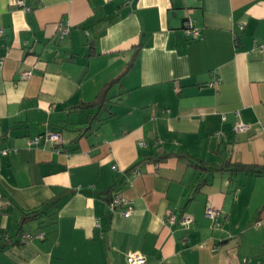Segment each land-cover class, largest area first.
I'll list each match as a JSON object with an SVG mask.
<instances>
[{"label": "crops", "instance_id": "crops-1", "mask_svg": "<svg viewBox=\"0 0 264 264\" xmlns=\"http://www.w3.org/2000/svg\"><path fill=\"white\" fill-rule=\"evenodd\" d=\"M23 2L0 0V264H264V171L234 167L264 166V0Z\"/></svg>", "mask_w": 264, "mask_h": 264}, {"label": "built area", "instance_id": "built-area-1", "mask_svg": "<svg viewBox=\"0 0 264 264\" xmlns=\"http://www.w3.org/2000/svg\"><path fill=\"white\" fill-rule=\"evenodd\" d=\"M16 4L22 7L24 10H30V7L25 5L23 0H16ZM57 30H58V35L60 38H63L65 35L69 33V24L65 21H59L57 24ZM184 32L187 35H192V36H197L198 35V28H196L193 25V21L191 18H187L184 23ZM3 33V29L0 28V35ZM256 46L259 48V50L264 53V42L256 44ZM3 63V56L0 55V67L2 66ZM29 75V72H24L22 74V77H27ZM220 79L217 78L214 81H211L208 83L209 86H213L216 82H219ZM238 114V112H236ZM249 128V126L241 121H238L235 123L233 126V129L235 131H246ZM44 138V140L52 141L54 143H60L62 141V136L60 132H55V131H49L47 130L43 136L39 135L34 137L33 139L29 140L30 144H37L40 142L41 138ZM116 166H113V169H115ZM124 205L126 208L122 211L123 216L127 217L131 214V207L129 205V201L127 198L123 197L120 193H117L113 196L111 201L109 202V208L111 211H114L118 206ZM218 214V210L212 207H207L206 208V215L210 217L211 219H214L215 216ZM169 218L171 222L176 221V216L174 214H170ZM179 223L182 225H188L192 221V217L188 214H182V216L178 219ZM43 237V233L35 234L33 235L32 233H22L20 235V238L23 242H27L33 237ZM126 261L127 264H147L145 255L141 253L139 250H133L129 251L126 256Z\"/></svg>", "mask_w": 264, "mask_h": 264}, {"label": "trees", "instance_id": "trees-1", "mask_svg": "<svg viewBox=\"0 0 264 264\" xmlns=\"http://www.w3.org/2000/svg\"><path fill=\"white\" fill-rule=\"evenodd\" d=\"M116 80L117 79L112 80L111 82L107 83L104 86V88L102 89V91L100 92V94L97 96V98L95 100H93L92 102L88 103L87 105L90 106V105L100 104L102 102V100L104 99L103 96H104V93L106 92L107 88L109 87V85L111 83H113ZM196 165L199 167V169H203L204 168L203 164L197 163ZM234 167H235L236 170L239 169V170H242V171H251V172H255V173H259V172L264 171V166L255 167V166H246V165H241V164H234ZM20 241H22L21 238H20Z\"/></svg>", "mask_w": 264, "mask_h": 264}]
</instances>
